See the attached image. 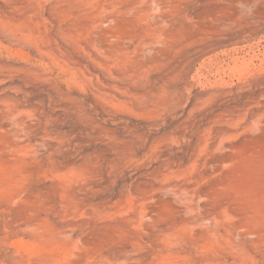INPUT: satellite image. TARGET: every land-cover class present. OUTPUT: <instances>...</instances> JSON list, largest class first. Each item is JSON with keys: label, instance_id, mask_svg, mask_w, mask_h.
Listing matches in <instances>:
<instances>
[{"label": "rangeland", "instance_id": "obj_1", "mask_svg": "<svg viewBox=\"0 0 264 264\" xmlns=\"http://www.w3.org/2000/svg\"><path fill=\"white\" fill-rule=\"evenodd\" d=\"M0 264H264V0H0Z\"/></svg>", "mask_w": 264, "mask_h": 264}]
</instances>
